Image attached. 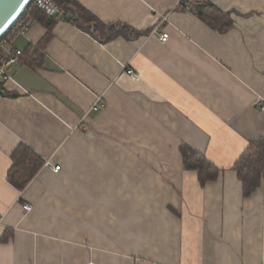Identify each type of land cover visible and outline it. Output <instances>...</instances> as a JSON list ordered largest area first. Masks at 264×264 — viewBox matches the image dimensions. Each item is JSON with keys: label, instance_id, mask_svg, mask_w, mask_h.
I'll return each instance as SVG.
<instances>
[{"label": "crops", "instance_id": "obj_1", "mask_svg": "<svg viewBox=\"0 0 264 264\" xmlns=\"http://www.w3.org/2000/svg\"><path fill=\"white\" fill-rule=\"evenodd\" d=\"M75 1L149 31L102 41L60 8L8 41L41 62L0 85V264H264V173L244 196L232 169L264 137V0H206L230 12L224 33L181 0ZM182 143L218 177L201 185ZM19 144L43 161L21 190L7 178Z\"/></svg>", "mask_w": 264, "mask_h": 264}, {"label": "trees", "instance_id": "obj_2", "mask_svg": "<svg viewBox=\"0 0 264 264\" xmlns=\"http://www.w3.org/2000/svg\"><path fill=\"white\" fill-rule=\"evenodd\" d=\"M56 2L60 8L64 9V14L58 19L66 18L67 12H70L74 16V24L79 29L89 32L92 37L102 41L110 40L119 35L134 38L144 35L149 31H138L128 25L118 23L103 24L82 8L75 0H56ZM180 6L186 10H191L208 27L220 33H224L232 27L233 23L230 12L222 11L206 0L196 1V4L193 5L190 4V0H181ZM28 20H39L48 27L52 26L55 22L54 17L47 16L36 7L33 0H30L15 21L0 34V41L14 38L20 26ZM47 39L48 35L42 43ZM28 48L19 56L20 61L35 67L41 61H38L37 58L32 59L28 55ZM180 153L183 166L186 169L196 171L197 180L201 185L208 180H214L218 177L220 173L219 168L188 144H181ZM11 159L12 165L8 171L7 178L16 188L21 190L37 172L43 161L22 144H19L13 150ZM232 169L236 171L238 179L242 182L244 196H248L260 185L264 173V137L249 141L236 159ZM7 238L8 235L5 234L4 239Z\"/></svg>", "mask_w": 264, "mask_h": 264}, {"label": "built area", "instance_id": "obj_3", "mask_svg": "<svg viewBox=\"0 0 264 264\" xmlns=\"http://www.w3.org/2000/svg\"><path fill=\"white\" fill-rule=\"evenodd\" d=\"M33 2L36 5V7L42 12H44L47 16L56 17V18L59 16L60 7L56 2V0H33ZM166 18H167L166 15H163L161 17V20L157 23V25L154 28V31L158 32V36L161 41H166L169 37L168 32L162 27V23L166 21ZM30 21L31 20L24 22L20 26V29L18 30L17 34L24 35ZM8 41L9 40L0 41V85L4 84L5 82L11 79L12 77V75L10 74L11 67L19 64L20 62L18 53H16L14 49H12L10 46L7 45ZM126 72L131 74L130 69H126ZM101 106H102L101 96H98L95 99V101L92 103L91 107L86 112H89L90 110H96ZM44 166L50 167L55 172L59 171L60 169L59 165H53L49 159H46L44 161ZM24 208L28 209L29 206L24 205ZM2 216L3 215L0 214V229L4 227Z\"/></svg>", "mask_w": 264, "mask_h": 264}, {"label": "water", "instance_id": "obj_4", "mask_svg": "<svg viewBox=\"0 0 264 264\" xmlns=\"http://www.w3.org/2000/svg\"><path fill=\"white\" fill-rule=\"evenodd\" d=\"M30 0H0V34L20 15Z\"/></svg>", "mask_w": 264, "mask_h": 264}, {"label": "rangeland", "instance_id": "obj_5", "mask_svg": "<svg viewBox=\"0 0 264 264\" xmlns=\"http://www.w3.org/2000/svg\"><path fill=\"white\" fill-rule=\"evenodd\" d=\"M163 27V26H162ZM95 101V100H94Z\"/></svg>", "mask_w": 264, "mask_h": 264}]
</instances>
